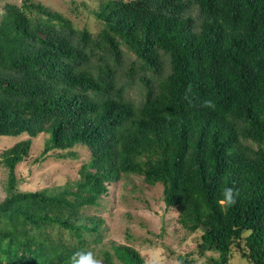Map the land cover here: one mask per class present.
I'll use <instances>...</instances> for the list:
<instances>
[{"label": "trees", "instance_id": "1", "mask_svg": "<svg viewBox=\"0 0 264 264\" xmlns=\"http://www.w3.org/2000/svg\"><path fill=\"white\" fill-rule=\"evenodd\" d=\"M95 16L92 35L30 0L0 15V137H28L0 155V264H69L86 235L99 244L101 221L81 211L123 175L161 185L165 210L199 233L197 252L216 255L208 264L233 250L264 264V0L105 1ZM136 81L138 102L127 96ZM41 134L38 161L73 159L75 146L90 159L72 184L18 191L15 167ZM227 187L239 191L229 208ZM109 247L103 264H144Z\"/></svg>", "mask_w": 264, "mask_h": 264}, {"label": "rangeland", "instance_id": "2", "mask_svg": "<svg viewBox=\"0 0 264 264\" xmlns=\"http://www.w3.org/2000/svg\"><path fill=\"white\" fill-rule=\"evenodd\" d=\"M105 1L117 0H30L39 3L48 11L56 12L64 17L76 30L86 29L95 35L103 27L95 13ZM142 4L146 0H120ZM7 4L20 7L22 0H0V15ZM28 13V12H27ZM29 14V13H28ZM33 18L38 17L35 12ZM143 91L142 85H136L127 92L128 98L138 102ZM47 135L41 134L31 139L30 152L27 158L16 165L15 177L19 180L17 190L39 191L62 187L78 180V170L90 159L85 147L75 146L71 151L75 154L73 159L58 158L59 152H50L44 161H38L43 150ZM28 139L26 135L17 137H0V155L15 143ZM6 170L0 168V202L3 200ZM108 193L99 199L94 207H86L81 211V217L100 220L98 234L101 237L99 244H94L92 235H86L87 247L96 253L109 249L110 243L127 245L137 251L145 260L152 254L153 249L162 248L169 261L179 255H190L188 261L193 264H208L215 254L197 252L199 233L190 234L177 223L175 209L165 210L162 203L161 185L147 186L141 177L136 175H123L117 182H112L107 189ZM57 230L52 231L58 236ZM61 239L66 243H74L65 231H61ZM188 257V256H187ZM228 264H247L241 259L236 250H233Z\"/></svg>", "mask_w": 264, "mask_h": 264}, {"label": "clouds", "instance_id": "3", "mask_svg": "<svg viewBox=\"0 0 264 264\" xmlns=\"http://www.w3.org/2000/svg\"><path fill=\"white\" fill-rule=\"evenodd\" d=\"M206 106L212 107L211 101L205 102ZM239 191L233 187L224 188L221 192L219 203L225 208L235 205ZM69 264H103V258L90 248H80L72 253L69 257ZM144 264H181L179 260H168L164 250L157 248L152 250V254L148 255Z\"/></svg>", "mask_w": 264, "mask_h": 264}]
</instances>
